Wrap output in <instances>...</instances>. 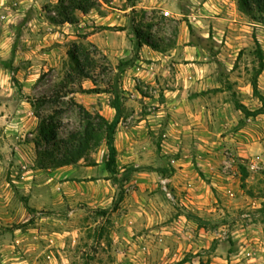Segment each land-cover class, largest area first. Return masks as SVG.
I'll list each match as a JSON object with an SVG mask.
<instances>
[{"label": "rangeland", "instance_id": "1", "mask_svg": "<svg viewBox=\"0 0 264 264\" xmlns=\"http://www.w3.org/2000/svg\"><path fill=\"white\" fill-rule=\"evenodd\" d=\"M204 1L110 0L56 25L57 0H0V264H264V113L245 111L264 107V67L252 86L264 19L205 17ZM186 20L194 36L211 33V54L187 47ZM133 23L166 48V65L145 64ZM72 50L88 54L89 78ZM191 61L214 63L207 91L174 82L167 102L158 88ZM114 85L116 174L104 144L40 168L42 122L59 142L83 132L86 111L106 118Z\"/></svg>", "mask_w": 264, "mask_h": 264}, {"label": "trees", "instance_id": "2", "mask_svg": "<svg viewBox=\"0 0 264 264\" xmlns=\"http://www.w3.org/2000/svg\"><path fill=\"white\" fill-rule=\"evenodd\" d=\"M109 3L110 0H57L54 5L55 15L50 17V21L56 25L63 24H77L78 17L76 12L80 11L83 14L89 13L91 10L97 8L101 3ZM238 9L249 16L252 20L261 21L264 19V0H235ZM135 11V9H133ZM187 27L190 33V40L188 45L202 47L208 50L211 54V46L208 41L211 39V33L208 37L202 35H195L194 27L191 22L187 21ZM132 31L135 36V49L139 50L144 44L150 46L151 48L165 52L166 48L161 47L158 43L151 40L149 34L145 35L144 29L140 26L132 24ZM207 42V43H205ZM258 41H256L257 43ZM258 44V43H257ZM259 65L255 76L252 78L253 90L257 93V75H259L264 67V51L261 47H257ZM69 55L72 60V69L80 76L89 78V69L91 64L88 62V54H84L81 50L70 51ZM129 63H122L123 67H126ZM218 90V89H216ZM114 100L111 102L110 106L115 109L116 114L112 120L105 118L103 115L96 114L92 115L86 111L87 122L84 127L83 132H77L65 140H56V124L53 121L42 122L39 128V138L38 144L43 143L45 148L42 151H38V166L42 169H57L64 166H69L77 164L81 160H88L89 155L92 151L96 150L100 145L104 144L108 150L107 159L105 162L106 169L111 174H116L117 172V148L115 145V135L116 129L120 122V104L118 101V91L117 85L113 86ZM238 108H244L243 105L237 103ZM248 114H259L264 113V107L254 111L248 112ZM95 119L97 121H95ZM62 150V151H61ZM61 151V153H59ZM59 154H58V153ZM96 161H90L89 165H96ZM137 171L136 167H131L127 174ZM242 181H245L247 177V171L243 167ZM25 207L29 213L36 212L33 207H30L25 201ZM103 216L106 212L101 213Z\"/></svg>", "mask_w": 264, "mask_h": 264}, {"label": "crops", "instance_id": "3", "mask_svg": "<svg viewBox=\"0 0 264 264\" xmlns=\"http://www.w3.org/2000/svg\"><path fill=\"white\" fill-rule=\"evenodd\" d=\"M136 7L137 6L134 5L130 7V9L133 10ZM200 9L204 12L202 13V16L209 17L207 13L210 14L211 12H214L217 15L212 14V17L216 18L217 20H222L223 22H224V18H229L230 14H236L237 12H239L235 0H205L202 3ZM127 10H124L123 12L126 13ZM187 47H192V46H187ZM141 48H142L141 58H144L145 64L150 68L152 67L161 68L163 67V65H166L168 63V60L171 59V56L167 54V51L161 52L151 48L146 44H144ZM213 64L214 63L210 61H206L204 63L191 61L187 63L176 64L178 68L177 70L174 71L180 70L182 72L176 75L177 76L176 79L174 78V74L167 77L169 83L172 85V88H163V89L158 88V91L163 93L168 98L167 102L175 104L176 102L174 98L177 96L179 92V88L177 87L176 84H174V82L180 83L181 81H183L187 83L188 86L194 85L195 89L192 90H194V92H197L200 96L201 94H203L202 89L206 88L205 90L207 91L206 84L208 83V81H210L211 77L207 76L206 72L210 71L213 68ZM155 72L157 73V71ZM167 73L170 72L165 71V74ZM115 114H116L115 109L112 108L111 106H108L106 118L112 120L115 117Z\"/></svg>", "mask_w": 264, "mask_h": 264}, {"label": "built area", "instance_id": "4", "mask_svg": "<svg viewBox=\"0 0 264 264\" xmlns=\"http://www.w3.org/2000/svg\"><path fill=\"white\" fill-rule=\"evenodd\" d=\"M252 167H254L255 165H253V163H252V165H251Z\"/></svg>", "mask_w": 264, "mask_h": 264}]
</instances>
